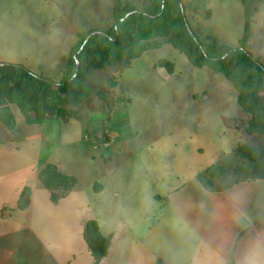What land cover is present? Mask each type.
I'll list each match as a JSON object with an SVG mask.
<instances>
[{
    "label": "rangeland",
    "instance_id": "rangeland-1",
    "mask_svg": "<svg viewBox=\"0 0 264 264\" xmlns=\"http://www.w3.org/2000/svg\"><path fill=\"white\" fill-rule=\"evenodd\" d=\"M119 1L0 0V58L25 66L41 54L54 52L53 44L72 24L84 31L80 34L107 30L114 24L112 11ZM127 1L139 9L148 3ZM258 19L261 30L264 13ZM163 59L174 63L172 74L156 67ZM88 78H115L117 85L111 89L108 80L92 82L94 95L78 108V121L46 123L43 135H51V141L33 135L39 131L36 127L23 137L38 141L41 160L54 150L51 161L61 163L80 184L95 174L87 169L92 155L99 164L101 159L110 161V170L117 177L118 199L132 207H119L124 231L140 235L154 225L177 180L183 181L194 171L224 163L227 171L216 180L217 187L264 176V138L245 133L249 117L239 109L232 84L208 67H194L172 45L144 54L127 69L113 66L107 71H91ZM12 109L21 125L23 114L16 106ZM109 135L114 144L106 149ZM61 140L71 142L62 147ZM240 144L258 148L255 163L239 157L235 148Z\"/></svg>",
    "mask_w": 264,
    "mask_h": 264
},
{
    "label": "crops",
    "instance_id": "crops-1",
    "mask_svg": "<svg viewBox=\"0 0 264 264\" xmlns=\"http://www.w3.org/2000/svg\"><path fill=\"white\" fill-rule=\"evenodd\" d=\"M183 5L200 39L239 46L245 30L242 0H188ZM263 13L264 0L253 15L248 45L264 63V27L258 28V17ZM82 32L72 24L53 44L54 52L41 54L24 65L38 75L62 82L69 68L68 58ZM114 79L87 81L92 88V82L108 80V86L114 89ZM110 81L115 82L114 87ZM80 116L79 112V118L67 122L51 118L32 126L26 125L25 119L21 125L17 121L13 136L0 123V264H93L84 237L85 223L92 219L99 222L102 234L111 238L109 254L101 264H156L158 259L166 264H264V176L211 191L197 180L199 171H194L183 181L177 180L156 223L140 235L120 228L119 207H132L118 199L117 177L108 160L101 159L99 164L92 155L87 169L93 170L94 176L91 173L84 184L76 178L71 194L53 203L39 180V172L47 164H54L62 173H72L58 161H51L54 150L41 160L38 141L23 136L36 127L39 131L33 135L51 141V135H43L46 123L69 125ZM77 127L81 130V124ZM69 137L63 134L64 139ZM66 140H61L62 147L71 142ZM113 144L109 135L105 148L111 149ZM25 187L31 188V202L20 210L18 203Z\"/></svg>",
    "mask_w": 264,
    "mask_h": 264
},
{
    "label": "trees",
    "instance_id": "trees-1",
    "mask_svg": "<svg viewBox=\"0 0 264 264\" xmlns=\"http://www.w3.org/2000/svg\"><path fill=\"white\" fill-rule=\"evenodd\" d=\"M242 2L245 30L239 46L234 47L209 38L200 39L191 27L183 0H148L143 9L121 0L112 11L114 24L107 30H95L106 35H93L84 45L93 31L79 34L62 82L56 83L20 64L0 62V123L13 136L17 127L11 109L13 105L21 111L28 126L41 125L51 118L63 122L77 119L78 108L94 95L87 81L91 71H104L113 66L127 69L144 54L170 44L194 67H208L222 74L236 90L238 105L249 117L244 126L245 133L264 138V63L249 51L248 45L253 15L262 0ZM156 67L164 68L170 74L174 72V63L168 60L158 61ZM110 86L114 87L115 82L110 81ZM236 152L242 160L251 163L259 157L258 148L249 144L239 145ZM226 169L224 163H215L199 172L197 180L211 191L225 189L243 180L217 187L216 180L226 173ZM38 177L55 204L69 196L77 185L76 177L62 173L54 164L44 166ZM31 193L30 187L23 189L18 203L20 210L29 206ZM84 237L94 258L93 264H101L109 254L111 238L102 234L95 219L86 221ZM156 264L166 263L158 259Z\"/></svg>",
    "mask_w": 264,
    "mask_h": 264
},
{
    "label": "water",
    "instance_id": "water-1",
    "mask_svg": "<svg viewBox=\"0 0 264 264\" xmlns=\"http://www.w3.org/2000/svg\"><path fill=\"white\" fill-rule=\"evenodd\" d=\"M98 33H103L105 34L103 31H93L91 34L88 35V37L86 38V40L84 41V45L87 43V41L90 39L91 36L96 35ZM106 35V34H105ZM79 69V62H77V70Z\"/></svg>",
    "mask_w": 264,
    "mask_h": 264
}]
</instances>
